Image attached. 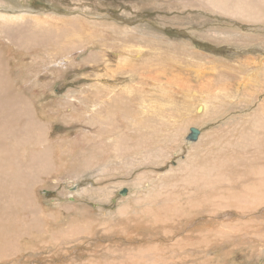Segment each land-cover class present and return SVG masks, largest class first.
I'll return each mask as SVG.
<instances>
[{"label": "rangeland", "instance_id": "374dc122", "mask_svg": "<svg viewBox=\"0 0 264 264\" xmlns=\"http://www.w3.org/2000/svg\"><path fill=\"white\" fill-rule=\"evenodd\" d=\"M248 2L0 0V14L44 20L41 30L28 31L24 47L5 40L0 44V61L7 65L2 75L9 91L1 96L32 103L31 113L20 114L23 118L17 121L0 114V209L14 212L0 221L4 228L0 229V264H264V82L257 81L262 64H257L240 92L232 88V97L237 95L234 101L223 98L221 111L209 105L200 120L190 114L194 102L198 101L197 107L207 96L196 94L191 104L177 92L182 85L164 80L178 69L189 83L184 88L202 94L201 80L185 62L188 58H194V63L202 57L215 63L212 57H217L241 64L264 57V22H246L226 13V6L235 9ZM260 11L264 18V5ZM126 30L134 38L126 36ZM39 31L44 37H35ZM218 31L235 35L228 40ZM137 41L141 50L154 44L170 50L177 60L169 61L177 67L172 66L175 71H169L168 77L153 75L161 87L158 93H165L137 82L142 61L135 67V76L123 73L125 67L117 59L127 47H121ZM108 51L113 53L111 66L103 62ZM162 57L157 59L162 63L151 68L167 65ZM131 59L135 61L134 56ZM139 92L147 100L139 98ZM105 105L129 113L131 120L120 122L122 131L107 126L100 117L108 118L101 111ZM185 110L189 115L183 119L179 114ZM110 115L116 125L119 114ZM95 116L100 122L93 121ZM30 118L35 121L29 123ZM136 119L143 121L138 124ZM39 123L42 133L37 131ZM152 125L159 131L148 127ZM192 127L201 134L189 142ZM238 131L244 133L240 138ZM121 135L126 144L117 139ZM111 143L122 149L114 151Z\"/></svg>", "mask_w": 264, "mask_h": 264}, {"label": "bare ground", "instance_id": "6f19581e", "mask_svg": "<svg viewBox=\"0 0 264 264\" xmlns=\"http://www.w3.org/2000/svg\"><path fill=\"white\" fill-rule=\"evenodd\" d=\"M178 1V0H177ZM205 1V0H204ZM217 2H219V0H216ZM235 3H238L239 2V0H233ZM249 2L246 4V6H237L235 9H231V8H229L228 6H226V13H227V15L229 16V17H232V18H234V19H238V20H244V21H246V22H264V18H262L261 17V14L263 13L262 11H260V5H264V0H248ZM79 2V1H78ZM168 3V2H167ZM221 3H223V0H221ZM172 4V3H171ZM210 8L211 9H213V10H215L216 12H218V10L217 9H214L212 6H210ZM223 12H224V8H220ZM33 15V14H32ZM0 16H1V19H2V21H3V23H4V25L3 26H0L1 28L0 29H2V31H0V44H4L3 43V41L2 40H5L6 42H8V41H10V42H12L13 44H14V46L16 45V46H18V47H24L26 44H27V42H28V40H29V38L27 37V33H28V31L29 30H35V29H42L43 28V23H44V20H42V19H39V18H37V17H30V16H26V15H24V14H18V15H14V14H12V15H9V14H0ZM69 20H70V18H68ZM77 19H79V18H77ZM71 21V20H70ZM67 24V23H66ZM77 24V23H76ZM76 24H74V25H76ZM78 25V24H77ZM67 26H68V24H67ZM219 32V31H218ZM219 33H221V34H224V36H225V38H227L228 40L229 39H233L232 37H234V35L235 34H233V33H228V34H225L224 32H219ZM238 33V32H237ZM263 33V32H262ZM261 33V34H262ZM44 35H45V33L43 34L41 31H39L36 35H35V37H44ZM31 36V35H30ZM53 36V35H52ZM126 36H128V37H131V38H134L131 34H129V32H128V30H126ZM140 36V35H139ZM238 36V35H237ZM54 37V36H53ZM137 37H138V35H137ZM141 37V36H140ZM243 38V37H242ZM31 39V38H30ZM33 39V38H32ZM31 39V40H32ZM35 39V38H34ZM145 39V38H144ZM244 39H248V40H250L248 37H246V38H244ZM51 40H53L52 38H51ZM51 40H50V43H51ZM138 40V39H137ZM2 41V42H1ZM35 41V40H34ZM149 41V40H148ZM135 42V41H134ZM40 43V42H39ZM148 43V42H147ZM30 44V43H29ZM57 44V43H56ZM102 44H104V43H102ZM101 44V45H102ZM133 44V43H132ZM146 45V44H145ZM9 46V45H8ZM35 46V45H34ZM34 46H33V48H34ZM44 46V45H43ZM64 46V45H63ZM104 46H106L105 44H104ZM109 46V45H108ZM13 47V46H12ZM36 47V46H35ZM39 47H41V46H39ZM127 47V48H126ZM80 48H82V47H80ZM123 48H126L125 50H123L122 52H120V54H119V56H120V58L119 59H117V61H118V63L120 62V65H122L123 67H125V70L123 71V73H125V74H129V75H134L135 76V67H138L139 66V64H142V65H140L139 67H138V71H139V73H140V80H139V78H138V80H137V82H139V81H142L143 83H148V84H151V86H152V88H153V90H155V91H157V88H161L160 86H159V84H158V82H157V80L155 79V77H157L156 76V74L158 73L160 76H163V75H165V76H167V75H169V71H171V70H174L175 71V69H173L174 67L176 68L177 67V64H175V65H172V63H169V61H172V60H174V62L176 63V59L173 57L174 55H172L171 54V52H170V50H164L161 46H158V47H154V44H150V46L148 45V49H146V50H141V45H140V42H138L137 41V43H135L134 45H125V46H123V47H121V49H123ZM25 49V48H24ZM35 49V48H34ZM143 49V48H142ZM38 50H40V49H38ZM77 50V49H76ZM29 51V50H28ZM113 51H117L116 49H114L113 48ZM43 52V51H42ZM110 51H108V53H104V59H103V62H105V63H108V65L109 66H111V63H110V61H111V59H112V57H113V53H109ZM166 52V53H165ZM6 54V53H5ZM175 54V53H174ZM157 55V56H156ZM177 55V54H176ZM179 55V54H178ZM2 56V55H1ZM0 56V57H1ZM64 56V55H63ZM132 56H134L135 57V61H137V62H135L133 59H131V57ZM160 56L162 57V56H165L167 59L166 60H163V61H167L168 62V64L167 65H164V66H160V68L159 69H157L156 67L158 66V64H160V63H162V61L160 62V63H158V60L157 59H159L160 58ZM8 57V56H7ZM6 57V58H7ZM57 57V56H56ZM65 57V56H64ZM152 57V58H151ZM164 57V58H165ZM3 58V57H2ZM9 58V57H8ZM163 58V57H162ZM210 59H212V60H214V62L215 63H213V62H210L207 58H200V59H198L197 61H196V63H194V58H192V57H190V58H188L185 62L187 63V65H188V67L190 68V69H194V72H195V74H196V77H197V79L200 81L201 80V84H202V89L204 90L203 91V93L202 94H200V93H198V90H197V93H196V91H194V90H189V88H184V85H189V83H188V80H185V78H183L182 76V72L180 71V72H177V70L178 69H176V71H175V74H177L178 75V77L173 73L172 75H169V76H171V77H168V78H166V79H164V80H167L168 79V82L170 83V82H172V83H177V85L178 84H180V85H182V87L181 88H178V93H182L183 95H184V97L186 96V98H188V99H186V102H190L191 104H193V101H194V97L193 96H196V94H198V95H200L201 97H203V98H205L206 96H207V101H202L201 103H199L198 104V106L196 107V105H197V103H198V101L197 102H194V106H195V110H193V112L190 114V116H192L193 117V115H194V118L195 119H197V120H200L201 119V117H204L207 113H208V111L210 110L209 109V105L210 106H214V109H218V110H222L223 109V107H224V105H225V103H223L222 102V99L223 98H225L226 99V102H227V100L229 99V101H234V99L236 98V96L237 95H235L234 93V97H232V95H231V91H233L232 90V88H235V90L236 91H238V92H240V88H242V86H245V85H243V83H245V82H247V81H245V80H247L248 79V77H253L254 76V70H256L257 69V67L260 65V63L262 64V69H261V71H260V73H262V75H261V77H260V79L259 80H257V81H263L264 82V77H263V75H264V57H259L258 58V60L256 61H254V60H252L251 62H244V63H239V64H235V62L233 63V62H230V60L229 61H223L222 59H219V58H217V57H209ZM214 58H216V59H214ZM5 59V58H4ZM55 59H57V58H55ZM55 59H54V61H55ZM68 59H69V57H68ZM224 59V58H223ZM2 60V59H1ZM64 60V59H63ZM115 60V59H114ZM7 61H8V59H7ZM61 61V60H60ZM140 61H142V63H139ZM160 61V60H159ZM232 61V60H231ZM4 62V61H3ZM50 63H52V62H50ZM139 63V64H138ZM179 63H182L180 60H179ZM190 63H193V64H190ZM238 63V62H237ZM137 64V65H136ZM183 64V63H182ZM253 64V65H252ZM257 64H259V65H257ZM4 65H6V64H4ZM4 65L2 64V62L0 61V114H2V113H7L4 117L6 118V119H8V121H17V118L18 117H20L21 119L23 118L21 115L23 114V115H29L30 113H31V111H32V103H30V102H24V101H20L19 99H17L16 98V101L14 102V100H10L8 97L7 98H3L2 96H3V94L4 93H9V91L7 90V88H6V84H5V81H4V76L2 75V72L4 71ZM116 65V64H115ZM114 65V67H116ZM156 65V69L153 67V68H151L152 66H155ZM163 65V64H162ZM252 65V66H251ZM7 66V65H6ZM9 66V65H8ZM172 66H174L173 68H172ZM247 66L249 67V68H247ZM107 67V66H106ZM162 67V68H161ZM10 68V67H9ZM53 68V67H52ZM51 68V69H52ZM247 68V69H246ZM54 69V68H53ZM114 70H113V72H118V73H120V70H118V69H116V68H113ZM102 70V69H101ZM51 71V70H50ZM100 72V71H99ZM137 72V71H136ZM177 72V73H176ZM258 72V71H257ZM256 72V73H257ZM101 74H102V72H100ZM106 73H108V74H110V68L107 70V72ZM117 73V74H118ZM148 73H150V74H148ZM252 73V74H251ZM259 73V72H258ZM3 74H5V73H3ZM10 74V73H9ZM107 74V75H108ZM232 74V75H231ZM103 75V74H102ZM106 75V74H105ZM128 75V76H129ZM155 77H154V76ZM9 76V75H8ZM95 76V75H94ZM112 76V75H111ZM110 76V77H111ZM12 77V76H11ZM102 77V76H101ZM114 77V76H113ZM112 77V78H113ZM164 77V76H163ZM256 77V76H255ZM259 77V76H258ZM10 78V77H9ZM115 78V77H114ZM158 78V77H157ZM30 79V78H29ZM102 79V78H101ZM250 79V78H249ZM8 80V79H7ZM10 80H12V78L10 79ZM160 80H162V79H160ZM164 80H162V81H164ZM236 81V83L234 84L233 82L234 81ZM250 80H252V79H250ZM100 81H102V80H100ZM159 81V80H158ZM30 82V81H29ZM161 82V81H160ZM168 82L166 81V83L168 84ZM252 82V81H251ZM11 83H12V81H11ZM102 83V82H101ZM166 83H164L165 84V86H167L166 85ZM193 83V82H192ZM253 83V82H252ZM31 84V83H30ZM161 84V83H160ZM251 84V83H250ZM256 84V83H255ZM13 85V84H12ZM111 85V84H110ZM136 85H138V84H136ZM144 85V84H143ZM162 85V84H161ZM257 85V84H256ZM14 86V85H13ZM22 86V85H21ZM105 86H106V84H105ZM146 86V85H145ZM162 86H164V85H162ZM164 86V87H165ZM191 86V85H190ZM236 86V87H235ZM264 86V85H263ZM11 87V86H10ZM20 87V86H19ZM18 87V88H19ZM118 87V86H117ZM128 87V86H127ZM138 87V86H137ZM140 87V86H139ZM138 87V88H139ZM147 87V86H146ZM145 87V88H146ZM167 87H169V86H167ZM166 87V88H167ZM255 87V86H254ZM15 88V87H14ZM26 88V87H25ZM112 88V87H111ZM118 88H120L121 89V87H118ZM166 88H162V90H166ZM174 88V87H173ZM15 89H17V86H16V88ZM119 89V90H120ZM139 89H141V88H139ZM170 89V88H169ZM198 89V88H197ZM201 89V88H200ZM255 89V88H254ZM147 90V89H146ZM145 90V91H146ZM161 90V91H162ZM175 90V89H174ZM136 91V90H135ZM142 91H144V90H142ZM21 92V91H20ZM103 92V91H102ZM101 92V93H102ZM111 92H113V91H111ZM117 92V91H116ZM122 92V91H121ZM166 92V91H165ZM165 92H159V93H165ZM168 92H170V90H168L167 91V93ZM201 92V91H200ZM109 93V92H108ZM147 93V92H146ZM157 93H158V91H157ZM158 93V94H159ZM166 93V94H167ZM112 94V93H111ZM120 94V93H119ZM118 94V95H119ZM150 94V93H149ZM171 94H172V92H171ZM171 94H169V99H170V95ZM206 94V95H205ZM2 95V96H1ZM105 94H103V96H104ZM107 95V94H106ZM110 95V94H109ZM108 95V97L109 98H111V96H109ZM126 95V94H125ZM125 95H124V97H125ZM139 95V96H138ZM137 96L140 98V96L141 97H143L144 99H146L147 100V98H146V95L144 94V93H141V92H139V94H138ZM25 96V95H24ZM113 96V95H112ZM116 96V95H115ZM152 96V95H151ZM156 96H159V95H157L156 94ZM172 96V95H171ZM239 96V95H238ZM12 97V96H11ZM26 97H28V94L26 95ZM25 97V98H26ZM107 97V98H108ZM137 97V98H138ZM163 96H160V98H162ZM168 97H166V99L168 98ZM76 98V97H75ZM106 98V99H107ZM114 98V97H113ZM143 98H141V99H143ZM150 98H152V97H150ZM164 98V97H163ZM162 98V99H163ZM182 98V97H181ZM232 98V99H231ZM243 98V97H242ZM21 99H22V97H21ZM79 99V98H78ZM115 99V98H114ZM143 99V100H144ZM157 99V98H156ZM210 99V100H209ZM23 100V99H22ZM31 100V99H30ZM93 100V102H95V100L94 99H92ZM119 100V99H118ZM128 100V99H127ZM151 100V99H150ZM238 100V99H237ZM236 100V101H237ZM253 99L251 98V101H252ZM131 101V100H130ZM136 101H137V99H136ZM151 101H153V100H151ZM165 101V100H164ZM171 101V100H170ZM250 101V100H249ZM254 101V100H253ZM17 102V103H16ZM92 102V101H91ZM90 102V103H91ZM111 102H112V100H111ZM179 102V101H178ZM217 102H219V105H216L217 104ZM61 103V102H60ZM71 103V102H70ZM86 103V102H85ZM105 103V102H104ZM103 103V104H104ZM122 103H124V101L122 102ZM131 103V102H130ZM138 103V102H137ZM161 103V102H160ZM235 103V102H234ZM246 103H249V102H246ZM86 104H88V103H86ZM93 104H95V103H93ZM106 104V103H105ZM108 104V103H107ZM106 104V105H107ZM132 104V103H131ZM201 104V105H200ZM229 104V103H228ZM227 104V105H228ZM239 104V103H238ZM253 104V103H252ZM100 105V104H99ZM104 106L102 109H101V111H102V114L103 115H105V116H108V118L107 119H105L104 118V116H100V117H103V120H105V124L107 125V126H115V127H117L119 130H121L122 129V127H121V125H120V122L121 123H123V121H124V119H128V120H131L129 117V113L127 112V113H122V114H120V113H118V112H115V109L113 108V106H111V108L109 107V106ZM110 105V104H109ZM140 105V104H139ZM138 105V106H139ZM161 105V104H160ZM47 106V105H46ZM70 106V105H69ZM72 106V105H71ZM115 106V105H114ZM176 106V105H175ZM126 107H128V106H126ZM129 107H130V105H129ZM135 107H136V104H135ZM141 107V106H140ZM193 107V106H192ZM94 108V107H93ZM115 108H116V106H115ZM123 108L125 109V106H123ZM146 108V107H145ZM144 108V109H145ZM164 108V107H163ZM162 108V109H163ZM166 108V107H165ZM170 108V107H169ZM211 108V107H210ZM45 109V108H44ZM114 109V110H113ZM117 109V108H116ZM121 109V108H120ZM136 109V108H135ZM182 109V108H181ZM213 109V110H214ZM57 110V109H56ZM137 110V109H136ZM197 110V111H196ZM28 111H30V112H28ZM44 111V110H43ZM58 111V110H57ZM67 111V110H66ZM93 111H95V110H93ZM100 111V109H99V112H101ZM117 111H118V109H117ZM125 111V110H124ZM123 111V112H124ZM220 111H218V112H220ZM111 112H114V113H116V114H119V116H120V118L119 119H117V124L116 125H114V123L112 122V119H110L111 117H109V115H110V113ZM144 112H147L146 110H144ZM154 112V111H153ZM170 112V111H169ZM189 112V111H188ZM186 110L185 111H183V113L182 114H179V115H184V118L183 119H185V118H187L186 116L187 115H189V113H188ZM195 112V113H194ZM200 112H202V113H205V114H200ZM214 112H215V115H217V114H219L218 112H216L215 110H214ZM96 113V112H95ZM133 113V112H132ZM136 113H137V111H136ZM155 113V112H154ZM158 113V112H157ZM161 113V112H160ZM171 113V112H170ZM197 113V114H196ZM263 113H264V111H263ZM21 114V115H20ZM41 114H42V112H41ZM93 114V113H92ZM97 114V113H96ZM162 114H164V113H162ZM252 114V113H251ZM34 115V114H33ZM95 115V114H94ZM93 115V116H94ZM131 115V114H130ZM138 115H140V114H138ZM212 115V114H211ZM261 115V114H260ZM1 116V115H0ZM43 116H45V115H43ZM111 116V115H110ZM118 116V117H119ZM132 116V115H131ZM143 116V115H142ZM151 116V115H150ZM176 116V115H175ZM182 116H180V117H182ZM251 116V115H250ZM249 116V117H250ZM84 117V116H83ZM100 117L99 116H95V119L93 120L94 122L96 121V122H100V121H98V120H100ZM169 117V116H168ZM219 117V116H218ZM248 117V118H249ZM123 118V119H122ZM138 118V117H137ZM206 118V117H205ZM235 118V117H234ZM237 118H240V117H237ZM247 118V119H248ZM253 118H255V117H253ZM1 119V118H0ZM6 119H3V121L4 120H6ZM37 119V118H36ZM44 119V118H43ZM135 119V118H134ZM143 119V118H142ZM142 119H140V120H142ZM165 119V118H164ZM182 119V118H181ZM249 119H251V118H249ZM25 120V119H24ZM27 121H29V123H31V122H34L35 121V119L34 120H32V118H30V119H26ZM137 120V119H136ZM136 120H135V122H136ZM140 120H137V123L139 124H141V122H140ZM167 120H169V118H167ZM213 120H215V119H213ZM212 120V121H213ZM240 120V119H239ZM244 120H246V119H244ZM252 120V119H251ZM7 121V120H6ZM20 121V120H19ZM26 121V122H27ZM67 121V120H66ZM65 121V122H66ZM143 121V120H142ZM178 121H179V119H178ZM185 121V120H184ZM22 122V121H21ZM25 122V121H24ZM40 122H42L41 120H40ZM78 122V121H77ZM152 122V121H151ZM155 122V121H154ZM193 122V121H192ZM192 122H191V124H192ZM195 122V121H194ZM228 122H229V120H228ZM233 122V121H232ZM244 122V121H243ZM247 122V120L244 122V124ZM1 123H2V121H1ZM127 123V122H126ZM195 123H197V122H195ZM250 123H251V121H250ZM40 125H37L38 126V129H37V131H38V133H42L41 131H40V127H42V124L41 123H39ZM101 124V123H100ZM232 124V123H231ZM235 124V123H234ZM234 124H232V125H234ZM75 125V124H74ZM98 125V124H97ZM127 125V124H126ZM193 125V124H192ZM245 125H247V124H245ZM80 126V125H79ZM78 126V127H79ZM99 126V125H98ZM133 126V125H132ZM142 126V125H141ZM172 126V125H171ZM194 126V125H193ZM195 126H197V125H195ZM227 126V125H226ZM239 126V125H238ZM82 127V126H81ZM80 127V128H81ZM84 127V126H83ZM82 127V128H83ZM138 127H140V125L138 126ZM148 127H150V128H156V130H157V128H158V131H159V127H154L153 125L152 126H148ZM167 127V126H166ZM227 127H229V126H227ZM226 127V128H227ZM242 127V126H241ZM249 127H251L252 128V126L250 125ZM2 128H4V127H2ZM47 128V127H46ZM99 128H101V127H99ZM197 128V127H196ZM218 129H219V127H217ZM222 128V127H221ZM247 128V127H246ZM29 129V128H28ZM97 129H98V127H97ZM102 129V128H101ZM104 129H106V128H104ZM108 129V128H107ZM126 129V128H125ZM199 129V128H198ZM242 129H244V130H246V131H248L249 129L247 128V129H245L244 127L242 128ZM33 130H34V128H33ZM83 130V129H82ZM91 130V129H90ZM200 130V129H199ZM243 130V131H244ZM251 130V129H250ZM107 131V130H106ZM122 131V130H121ZM128 131V130H127ZM153 131V130H152ZM151 131V132H152ZM239 131H241V129H239ZM238 131V132H239ZM257 131V130H256ZM86 132H88L87 131V128H86ZM116 132V131H115ZM212 132V131H211ZM228 132H230V131H228ZM237 132V131H236ZM235 132V133H236ZM138 133V132H137ZM226 134H228L227 133V131L225 132ZM239 133H241V135H238V137L239 136H242L244 133H242V132H239ZM251 133H252V131H251ZM1 134H3V133H1ZM105 134V133H104ZM117 134V133H116ZM135 134V133H134ZM200 134H201V130H200V133H199V136H200ZM216 134V133H215ZM224 134V133H223ZM234 134V133H233ZM237 134V133H236ZM91 135H93V134H91ZM95 135V134H94ZM142 135V134H141ZM189 135V134H188ZM207 135V134H206ZM229 135V134H228ZM232 135V134H231ZM253 135V134H252ZM12 136V135H11ZM97 136V135H96ZM149 136V135H148ZM199 136H198V139H199ZM230 136V135H229ZM246 136V135H245ZM250 136V135H249ZM261 136V135H260ZM94 137V136H93ZM134 137V136H133ZM150 137V136H149ZM223 137H225V136H223ZM232 137V136H231ZM237 137V138H238ZM244 137V136H243ZM258 137V136H257ZM262 137V136H261ZM260 137V138H261ZM3 138V137H2ZM228 138V137H227ZM240 138V137H239ZM4 139V138H3ZM6 139V138H5ZM13 139V138H12ZM117 139H119V141H121V143L123 142V143H125L126 144V137L124 136V135H121V137L119 136ZM197 139V140H198ZM201 139V138H200ZM234 139V138H233ZM250 139V138H249ZM13 140H15V139H13ZM97 140H99V139H97ZM102 140V139H101ZM123 140V141H122ZM168 140V139H167ZM187 140L189 141V142H192V141H196V140H189L188 139V136H187ZM216 140V139H215ZM221 140V139H220ZM238 140H240V139H238ZM247 139H245V141H246ZM8 141V140H7ZM229 141V140H228ZM244 141V140H243ZM244 141V143H246ZM254 141V140H253ZM9 142V141H8ZM98 142V141H97ZM115 142V141H114ZM161 142V141H160ZM203 142V141H202ZM235 142H236V140H235ZM242 142V141H241ZM256 142V141H255ZM9 143H11V142H9ZM12 143H14V142H12ZM113 143V142H112ZM112 143H111V145H112ZM229 144H230V142H228ZM228 143H226V144H228ZM239 144H238V148H239V145L241 144L240 142H238ZM262 143V142H261ZM229 144H228V146H229ZM232 144V143H231ZM255 144V143H254ZM257 144V143H256ZM15 145V144H14ZM242 145V144H241ZM240 145V146H241ZM247 145H249L248 143H247ZM1 146V145H0ZM8 146H9V144H8ZM113 146V145H112ZM111 146V147H112ZM234 146V145H233ZM232 146V147H233ZM11 147V146H10ZM22 147V146H21ZM161 147V146H160ZM163 147V146H162ZM230 147H231V145H230ZM255 147V146H254ZM262 147V146H261ZM4 148V147H3ZM8 148V147H7ZM113 148H114V151H118V150H121L122 148H121V145L120 144H118V143H116L114 146H113ZM208 148V147H207ZM224 148V147H223ZM223 148H221V150L223 149ZM226 148V147H225ZM237 148V147H236ZM241 148V147H240ZM243 148V147H242ZM245 148V147H244ZM243 148V149H244ZM5 149V148H4ZM12 149V148H11ZM232 149V148H231ZM233 149H235V148H233ZM246 149H249V148H246ZM263 149V148H262ZM6 150V149H5ZM237 150V149H236ZM252 150V149H251ZM16 151V150H15ZM18 151V150H17ZM113 151V152H114ZM71 152V151H70ZM221 153H222V151H220ZM225 152H226V150H225ZM232 152V151H231ZM235 152V151H234ZM245 152V151H244ZM247 152V151H246ZM251 152V151H250ZM14 153V152H13ZM116 153V152H115ZM121 153V152H120ZM219 153V152H218ZM5 154V153H4ZM76 154V153H75ZM7 155V154H6ZM117 155V154H116ZM117 156H119V155H117ZM250 157V156H249ZM6 158V157H5ZM4 159V158H3ZM192 159V158H191ZM264 159V158H263ZM23 160V159H22ZM14 162V161H13ZM203 162V161H202ZM230 162V161H229ZM242 162V161H241ZM14 164V163H13ZM223 164V163H222ZM240 164V163H239ZM249 165V164H248ZM13 166V165H12ZM262 166V165H261ZM204 167V166H203ZM18 168V167H17ZM42 168V167H41ZM226 168V167H225ZM194 169V168H193ZM239 169V168H238ZM242 169V168H241ZM243 169H245V168H243ZM250 170H252V167H251V169ZM239 172V171H238ZM263 174V173H262ZM247 177V176H246ZM141 178V177H140ZM1 180V179H0ZM26 180V179H25ZM2 181V180H1ZM4 181V180H3ZM225 182H227V181H225ZM9 184V183H8ZM121 184V183H120ZM1 185V184H0ZM248 186V185H247ZM3 187V186H2ZM202 188V187H201ZM229 188V187H228ZM245 188V187H244ZM255 188V187H254ZM227 189V188H226ZM257 189H258V187H257ZM3 190V189H2ZM263 190V189H262ZM5 191H8V190H5ZM209 192V191H208ZM249 195V194H248ZM262 195V194H261ZM9 196V195H8ZM254 196V195H253ZM263 196V195H262ZM7 197V196H6ZM11 197V196H10ZM15 197V196H14ZM105 197H108V194H106L105 195ZM125 197V196H124ZM140 198V197H139ZM142 198V197H141ZM140 198V199H141ZM216 198V197H215ZM214 198V199H215ZM259 197H257V199H258ZM8 199V198H7ZM22 199H24V198H22ZM29 199V198H28ZM176 199V198H175ZM142 200V199H141ZM144 200V199H143ZM146 200V199H145ZM149 200V199H148ZM262 200V199H261ZM140 201V200H139ZM150 201V200H149ZM194 201V200H193ZM29 202H31V201H29ZM33 202V201H32ZM146 202V201H145ZM151 202V201H150ZM195 202V201H194ZM159 203V202H158ZM161 203V202H160ZM196 203V202H195ZM21 204H22V202H21ZM248 204V203H247ZM262 204V203H261ZM29 205V204H28ZM180 205V204H179ZM263 205V204H262ZM9 206V205H8ZM66 206V205H65ZM126 206V205H125ZM129 206V205H128ZM181 207V206H180ZM194 207V206H193ZM243 207V206H242ZM253 207V206H252ZM125 208H127V207H125ZM128 209V208H127ZM127 209H124V210H127ZM191 209V208H190ZM204 209V208H203ZM76 210V209H75ZM124 210H123V212H124ZM189 210V209H188ZM18 211V210H17ZM77 211V210H76ZM130 211V210H129ZM231 211V210H230ZM162 212V211H161ZM0 221H2V220H5L6 221V219H4V218H7L8 217V215H10V214H14V212L12 211V210H3V209H0ZM19 213V212H18ZM126 214H127V212H125ZM129 213H131V212H129ZM183 213V212H182ZM204 213V212H203ZM20 214V213H19ZM27 214V213H26ZM18 215V214H17ZM30 215V214H29ZM164 215V214H163ZM185 215V214H184ZM148 216V215H147ZM190 216V215H189ZM24 217V216H23ZM38 217V216H37ZM65 217V216H64ZM122 217H124V216H122ZM25 218V217H24ZM80 218V217H79ZM82 218V217H81ZM236 218V217H235ZM28 219V218H27ZM215 219V218H214ZM238 219V218H237ZM22 220V219H21ZM29 220V219H28ZM31 220V219H30ZM126 220V219H125ZM146 220V219H145ZM173 220V219H172ZM216 220V219H215ZM123 221V220H122ZM127 221V220H126ZM125 221V222H126ZM10 222H12V221H10ZM27 222V221H26ZM47 223V222H46ZM53 223V222H52ZM127 223V222H126ZM61 224H62V222H61ZM104 224H106V223H104ZM24 225V224H23ZM63 225V224H62ZM145 226V225H144ZM155 226V225H154ZM167 226V225H166ZM18 228V227H17ZM19 228H20V225H19ZM78 228V227H77ZM0 229H4V228H0ZM80 229V228H79ZM40 230V229H39ZM30 231V230H29ZM41 231V230H40ZM70 231V230H69ZM68 231V232H69ZM200 231V230H199ZM17 233H19V232H17ZM70 234H71V232H70ZM4 235V234H3ZM6 235V234H5ZM18 236V235H17ZM60 236V235H59ZM5 237V236H4ZM37 238V237H36ZM69 238V237H68ZM39 239V238H38ZM59 239V238H58ZM176 240V239H175ZM200 240V239H199ZM72 241V240H71ZM186 242V241H185ZM195 242V241H194ZM224 242V241H223ZM2 243V242H1ZM9 243H11V242H9ZM191 243V242H190ZM48 244V243H47ZM40 245H44V242H41L40 243ZM201 245V244H200ZM8 246H9V244H8ZM48 246V245H47ZM16 247V246H15ZM177 247V246H176ZM194 248V247H193ZM201 248V247H200ZM15 249V248H14ZM19 249V248H18ZM12 250V249H11ZM16 250V249H15ZM192 250V249H191ZM199 250H201V249H199ZM27 251H28V249H27ZM0 252H1V249H0ZM17 251H13V253H16ZM5 253V252H4ZM7 253V252H6ZM17 253H19V254H21V252H17ZM107 253V252H106ZM178 253V252H177ZM18 254V255H19ZM180 254V253H179ZM1 255V254H0ZM109 255V254H108ZM15 256H16V254H15ZM197 256V255H196ZM184 260V259H183ZM205 261V260H204Z\"/></svg>", "mask_w": 264, "mask_h": 264}, {"label": "water", "instance_id": "95a60500", "mask_svg": "<svg viewBox=\"0 0 264 264\" xmlns=\"http://www.w3.org/2000/svg\"><path fill=\"white\" fill-rule=\"evenodd\" d=\"M200 130L196 127H192L190 129L188 139L189 140H197L199 136ZM126 193L125 189L120 192L121 195H124Z\"/></svg>", "mask_w": 264, "mask_h": 264}]
</instances>
